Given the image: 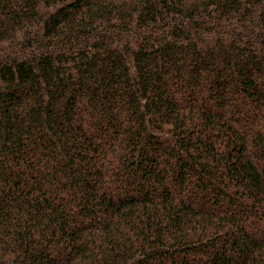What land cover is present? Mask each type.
I'll return each mask as SVG.
<instances>
[{
  "label": "trees",
  "instance_id": "trees-1",
  "mask_svg": "<svg viewBox=\"0 0 264 264\" xmlns=\"http://www.w3.org/2000/svg\"><path fill=\"white\" fill-rule=\"evenodd\" d=\"M0 264H264V0H0Z\"/></svg>",
  "mask_w": 264,
  "mask_h": 264
},
{
  "label": "rangeland",
  "instance_id": "rangeland-1",
  "mask_svg": "<svg viewBox=\"0 0 264 264\" xmlns=\"http://www.w3.org/2000/svg\"><path fill=\"white\" fill-rule=\"evenodd\" d=\"M249 126V124L247 123V126H246V128ZM250 127V126H249Z\"/></svg>",
  "mask_w": 264,
  "mask_h": 264
}]
</instances>
